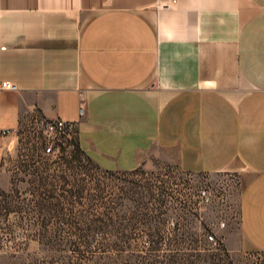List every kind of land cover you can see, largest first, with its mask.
<instances>
[{"label": "crops", "instance_id": "1", "mask_svg": "<svg viewBox=\"0 0 264 264\" xmlns=\"http://www.w3.org/2000/svg\"><path fill=\"white\" fill-rule=\"evenodd\" d=\"M2 82L0 129L73 122L103 171L159 156L238 177L240 234L264 253V0H0ZM0 140L3 168L36 178L39 150Z\"/></svg>", "mask_w": 264, "mask_h": 264}, {"label": "rangeland", "instance_id": "2", "mask_svg": "<svg viewBox=\"0 0 264 264\" xmlns=\"http://www.w3.org/2000/svg\"><path fill=\"white\" fill-rule=\"evenodd\" d=\"M34 148V179L0 164V264H264L240 234L238 177L159 156L106 172L75 135L51 157Z\"/></svg>", "mask_w": 264, "mask_h": 264}, {"label": "built area", "instance_id": "3", "mask_svg": "<svg viewBox=\"0 0 264 264\" xmlns=\"http://www.w3.org/2000/svg\"><path fill=\"white\" fill-rule=\"evenodd\" d=\"M0 88L15 90L16 86L10 82H2ZM80 114H83L82 106ZM75 128L76 124L73 122L49 120L35 112L17 128L0 129V139L14 138L15 143L22 149L40 145L42 154L51 157L59 154L61 149L72 141Z\"/></svg>", "mask_w": 264, "mask_h": 264}]
</instances>
